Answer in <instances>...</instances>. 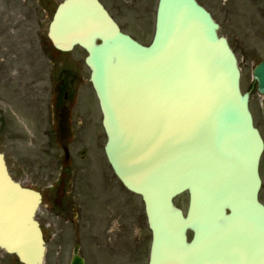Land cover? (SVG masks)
Masks as SVG:
<instances>
[{"label": "water", "instance_id": "1", "mask_svg": "<svg viewBox=\"0 0 264 264\" xmlns=\"http://www.w3.org/2000/svg\"><path fill=\"white\" fill-rule=\"evenodd\" d=\"M218 29L197 0H159L150 45L123 33L99 0H65L51 23L57 48L88 51L107 156L145 201L149 264H264V140ZM253 75L264 94V61ZM185 191L186 214L173 200ZM40 203L39 192L11 178L0 153V247L24 264H44ZM71 264H85L78 249Z\"/></svg>", "mask_w": 264, "mask_h": 264}, {"label": "flooded vegetation", "instance_id": "2", "mask_svg": "<svg viewBox=\"0 0 264 264\" xmlns=\"http://www.w3.org/2000/svg\"><path fill=\"white\" fill-rule=\"evenodd\" d=\"M27 1L29 12H32L34 5L32 1ZM63 1L47 0L46 16L51 14V17L46 30L41 28L37 32L38 48L53 68V73L48 77L49 85L40 90L44 96L34 94L33 28L21 34L12 19L7 20L9 14L0 13V46L6 45L4 48L11 51L24 48L27 56L24 61L18 62L14 52L9 63H6L7 57H0V81L5 82L0 83V152L4 153L9 172L15 180H18L19 171L25 172L29 179L25 181L27 183L21 182L40 191L42 202L37 219L47 243L55 240L61 242V254L68 241L73 240L74 246L81 248L89 231L91 239H96L99 191L111 198L109 202L118 206L116 209L108 208L113 211L107 216L106 230L110 232L109 236L114 242L128 237L126 214L123 213L127 208L126 202L120 199L123 194L115 188L120 181L107 158L105 164L98 154L99 147L104 152L99 140L100 132H105L102 112L97 106L98 100L89 76L84 81V88L86 90L88 86L90 92L84 93L78 83L81 71L76 69L68 56L74 49L83 48L75 46L70 52H65L57 49L49 37L50 23ZM100 1L105 3L104 0ZM6 2L14 6V0ZM84 64L87 67L85 58ZM253 90V87L248 90L250 100L254 95ZM86 94L92 97L94 105ZM61 125H66L68 130V152L62 145ZM18 141L39 149L35 154L30 153V158L20 160L17 156ZM101 203L104 205L105 201L101 199Z\"/></svg>", "mask_w": 264, "mask_h": 264}, {"label": "rangeland", "instance_id": "3", "mask_svg": "<svg viewBox=\"0 0 264 264\" xmlns=\"http://www.w3.org/2000/svg\"><path fill=\"white\" fill-rule=\"evenodd\" d=\"M33 3V10L29 12L27 0H14V6H9L6 0H0V13L9 14L7 20L12 19L14 25L18 27L21 34L33 28V76H34V94L44 96L40 92L44 87L49 85V75L53 73L51 62L47 61V57L38 48L39 39L37 32L41 28L46 30L51 14L46 16L47 0H30ZM106 5L120 23L125 32L132 34L141 42L147 44L154 30L155 14L158 0H146L143 2L131 0H104ZM213 14L216 21L220 24L219 33L228 38L234 49L241 69V87L243 91L253 87V98L250 103L251 110L254 115L255 124L260 128L264 137V119L262 116L261 103L264 97L256 90V83L253 82L252 69L253 66L261 60H264V0H199ZM39 2V3H38ZM8 4V5H7ZM17 36H21L17 34ZM1 40V39H0ZM2 42V41H1ZM4 43V42H2ZM19 44V40L17 39ZM1 47L0 57H7L6 63L11 62L14 52L16 59L23 60L27 58L26 50L19 48L15 51ZM68 56L72 59L77 70L81 71L79 84L82 86L84 93L90 92L88 86L85 90L84 86L90 71L84 64L86 52L81 48H76L70 52ZM16 60V62H17ZM17 62V63H18ZM78 63V64H76ZM19 64V63H18ZM4 67V66H2ZM4 84V81H0ZM91 88V84L89 83ZM4 93H8L4 89ZM87 98L93 99L89 94ZM101 116L99 117V119ZM100 142L106 140L104 132H100ZM27 142L18 141L17 156L20 160L30 158V153L35 154L39 147H31ZM82 147V143H81ZM5 149L4 147H1ZM103 153V155H102ZM98 154L105 164L106 157L102 149H98ZM261 175L263 179V188L261 190V199L264 201V152L261 159ZM29 176L25 172H18V180L27 183ZM117 191L123 194L120 199L126 202L125 223L128 229V237L123 240L114 242L109 236L110 232L106 230L108 226V208H118L114 203L109 202L111 198L104 192H98L97 214L98 220L96 224L97 237L91 239L90 231L85 234L81 243V254L86 260V264H148L149 251L151 243V230L148 227L145 214L144 202L139 194L133 193L126 189L120 182L115 184ZM119 193V194H121ZM108 198V200H106ZM101 199L105 201L103 205ZM189 201L188 193L185 192L175 198V203L187 210ZM74 242H66L63 253L61 254V242L59 240L47 243L45 264H70ZM0 264H21L14 254L6 253L0 248Z\"/></svg>", "mask_w": 264, "mask_h": 264}]
</instances>
